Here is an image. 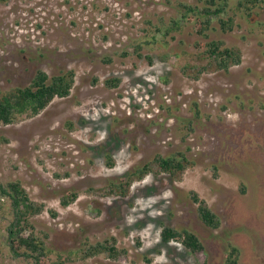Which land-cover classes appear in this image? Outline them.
Returning a JSON list of instances; mask_svg holds the SVG:
<instances>
[{
    "label": "rangeland",
    "instance_id": "obj_1",
    "mask_svg": "<svg viewBox=\"0 0 264 264\" xmlns=\"http://www.w3.org/2000/svg\"><path fill=\"white\" fill-rule=\"evenodd\" d=\"M237 2L221 14L232 30L212 18L201 38L186 8L204 0H0L1 92L29 86L40 70L74 72L68 97L0 126V186L17 181L42 207L30 222L51 262L223 264L231 243L237 264H264V6L248 17ZM210 40L239 50L241 62L193 79L205 66L195 42ZM179 154L192 163L181 179L152 172L126 196L100 194ZM192 192L219 229L200 222ZM12 221L0 196V264H33L10 252ZM164 228L191 231L203 251L163 244ZM112 237L126 251L119 258L84 256Z\"/></svg>",
    "mask_w": 264,
    "mask_h": 264
},
{
    "label": "trees",
    "instance_id": "obj_2",
    "mask_svg": "<svg viewBox=\"0 0 264 264\" xmlns=\"http://www.w3.org/2000/svg\"><path fill=\"white\" fill-rule=\"evenodd\" d=\"M228 0H204V5L201 9L197 7L186 8L189 13V22H192L194 32L197 36L206 38V30L211 27L212 18L215 19L220 27V30L227 34L232 30L233 20L228 18L224 20L221 14L228 7ZM238 7L250 17L254 10L261 9L264 6V0H238ZM183 18H185L183 16ZM195 60H205V66L192 68L191 78L196 80L207 72H228L232 66L240 64L239 50L227 47L222 42L210 40L209 42H195ZM238 49V48H237ZM189 68V64L185 66ZM195 71V72H193ZM74 84V72H61L54 76L47 75L44 71H37L36 76L31 84L27 87L16 88L10 92L3 93L0 90V126L9 125L16 122V118L26 114L28 117H34L43 111L55 98L63 99L69 96ZM107 86H113L112 80L106 81ZM156 164V171L151 167V164L135 167L127 174L118 179L117 182L109 183L108 190L100 191V194L126 196L133 182L141 181L147 174L153 172L154 175L164 173L173 179H181L184 172L191 166V162L184 154L172 157H156L153 160ZM111 166V164H109ZM155 166V165H154ZM264 190V189H260ZM0 196L7 197L11 203V211L13 221L6 228L7 241L10 247V252L16 256L32 261L33 264H64L65 262L49 260V250L39 239L34 231L31 218L37 216L42 207L32 203L28 194L20 184L10 182L6 187L0 186ZM76 199L75 194H69L61 200L63 207L68 206ZM191 199L196 204V211L200 222L207 228L217 230L220 227V220L214 214L205 201L198 197L195 192L191 193ZM28 230L25 236L21 232ZM33 230V232H31ZM179 242L186 250L191 253L203 251V245L197 236L191 231L181 229L179 231L164 228L161 232V242L168 244L170 241ZM87 246L84 252L85 257H95L103 255L106 258L116 259L121 254L126 253L122 248L117 247L116 238L104 239L91 246ZM238 249L231 243H228V251L226 253L225 262L223 264L238 263Z\"/></svg>",
    "mask_w": 264,
    "mask_h": 264
}]
</instances>
